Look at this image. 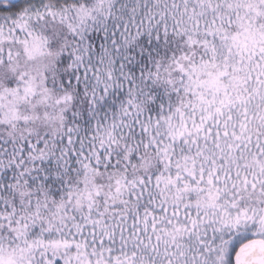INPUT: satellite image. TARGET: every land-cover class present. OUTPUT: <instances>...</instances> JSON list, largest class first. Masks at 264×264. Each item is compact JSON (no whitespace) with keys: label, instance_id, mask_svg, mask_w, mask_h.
I'll return each mask as SVG.
<instances>
[{"label":"snow or ice","instance_id":"1","mask_svg":"<svg viewBox=\"0 0 264 264\" xmlns=\"http://www.w3.org/2000/svg\"><path fill=\"white\" fill-rule=\"evenodd\" d=\"M0 264H264V0H0Z\"/></svg>","mask_w":264,"mask_h":264}]
</instances>
